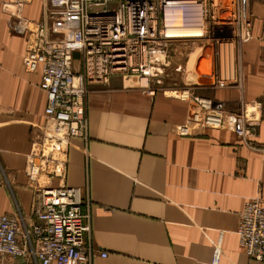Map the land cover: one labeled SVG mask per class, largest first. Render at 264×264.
Instances as JSON below:
<instances>
[{"label": "crops", "instance_id": "crops-1", "mask_svg": "<svg viewBox=\"0 0 264 264\" xmlns=\"http://www.w3.org/2000/svg\"><path fill=\"white\" fill-rule=\"evenodd\" d=\"M5 1L0 214L16 215L29 226L35 186H72L89 215L84 243L92 248L91 264H264L245 254L235 234L245 201L264 198V0H249L250 37L234 46L228 64L201 57L194 47L185 82L192 93L241 110L253 124L244 140L224 126L193 123L192 102L180 99L177 89L145 85L147 79L129 73L88 84L86 137H71L54 149L39 73L22 62L30 30L18 31L45 14L49 26L52 9H42V0L5 9ZM52 31L65 34L50 28L48 37ZM79 59L75 52L74 71ZM168 62L162 58L157 68ZM182 125L188 131L181 132ZM45 155L50 160L44 172L30 181L28 164ZM21 262L0 255V264Z\"/></svg>", "mask_w": 264, "mask_h": 264}, {"label": "built area", "instance_id": "built-area-1", "mask_svg": "<svg viewBox=\"0 0 264 264\" xmlns=\"http://www.w3.org/2000/svg\"><path fill=\"white\" fill-rule=\"evenodd\" d=\"M52 26L41 20L30 29L22 62L28 72L39 73L45 92L44 114L53 121L54 149L71 137H86V95L89 83H103L113 74L135 73L151 77L153 65L162 60L172 28H196L202 37L213 36L216 0H50ZM234 4V3H233ZM219 28L231 27V41L250 37L251 21L244 0H236ZM61 25L70 38L53 40L48 31ZM214 25V24H213ZM218 39H224L220 36ZM79 52L80 69L74 71L73 53ZM177 95L192 102L193 123L232 129L241 139L252 133L244 113L226 110L223 103L179 88ZM188 131L186 125L179 127ZM50 156L31 161L27 177L35 182ZM78 188L34 187L31 215L23 225L16 215L0 214V255L20 258L21 264H91L92 248L85 245L89 215L83 213ZM240 247L250 258L264 262V198L245 201L235 229ZM105 256V254H101ZM211 264H215L214 262Z\"/></svg>", "mask_w": 264, "mask_h": 264}, {"label": "rangeland", "instance_id": "rangeland-1", "mask_svg": "<svg viewBox=\"0 0 264 264\" xmlns=\"http://www.w3.org/2000/svg\"><path fill=\"white\" fill-rule=\"evenodd\" d=\"M25 3L26 0H7L1 6L2 8L6 9L9 8L10 5H12V9H22ZM42 3V9H60L54 7L51 4L50 0H42ZM233 3L235 4L236 0H218L216 9H214V23H210L211 28L214 29L212 39L213 42H211L210 40L196 42L192 37L175 36L179 39L171 41L166 46V57L168 58L169 62L167 63L165 68L162 69V71L160 69L161 67L157 68L158 66L154 64L152 66L153 69L151 70V77H155L156 79L153 80L149 78L146 81L144 80L143 82L145 83V85H150L151 83L155 85L164 84V86H167L168 88L177 89L176 91H178L179 88L192 86L190 84H186L185 82L189 79L188 74L192 72V51L194 50V47L199 50L198 53L201 55V57L204 56L207 57V59H210V57L216 58L220 61V63H222V67L226 66L228 64L229 57L233 55L235 50L234 45L230 43L231 27L229 25H225L219 28L220 26L217 25L219 21H222L224 18L229 17V9H233V7H236V5H234ZM244 4V8L249 9V0H244ZM43 12H45V10H42V13ZM44 16H42V18H40L38 21H46L47 18H44ZM38 21H25V26L30 27L31 29L33 28V25H35V23ZM49 26L52 27V22H50ZM55 29H61V25H57ZM220 36H223L224 39H218ZM50 38L53 40H56L58 38H70V33L61 34L57 31H52L50 33ZM75 52L79 54V52ZM157 69H160V71H158ZM159 73H161L160 76Z\"/></svg>", "mask_w": 264, "mask_h": 264}, {"label": "bare ground", "instance_id": "bare-ground-1", "mask_svg": "<svg viewBox=\"0 0 264 264\" xmlns=\"http://www.w3.org/2000/svg\"><path fill=\"white\" fill-rule=\"evenodd\" d=\"M218 3V0H216V4ZM26 25V23H23V26H25ZM250 32H251V30H250ZM201 34H200V32H199V30L198 29H196V28H183V27H174V28H172V34H171V37H175V36H183V37H198V36H200ZM248 38V37H247ZM193 39H195L194 41H196V42H199V41H208V40H210L211 42H213L212 41V39H213V36H212V34L209 36V37H202L201 39H198V38H193ZM221 40H223V39H221ZM242 41H237V43H235V42H232V41H230V43H233L234 44V46L235 45H239L240 43H241ZM163 59L166 57V52L164 53V55H162L161 56ZM158 63V62H157ZM157 63H155V65H157ZM158 66V65H157ZM191 87V86H190ZM46 97V96H45Z\"/></svg>", "mask_w": 264, "mask_h": 264}, {"label": "trees", "instance_id": "trees-1", "mask_svg": "<svg viewBox=\"0 0 264 264\" xmlns=\"http://www.w3.org/2000/svg\"><path fill=\"white\" fill-rule=\"evenodd\" d=\"M75 70V69H74Z\"/></svg>", "mask_w": 264, "mask_h": 264}]
</instances>
